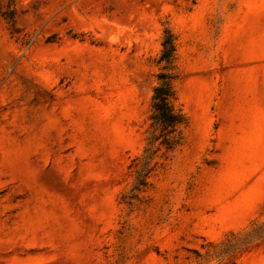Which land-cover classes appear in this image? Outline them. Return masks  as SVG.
<instances>
[{
    "label": "rangeland",
    "instance_id": "1",
    "mask_svg": "<svg viewBox=\"0 0 264 264\" xmlns=\"http://www.w3.org/2000/svg\"><path fill=\"white\" fill-rule=\"evenodd\" d=\"M0 264H264V0H0Z\"/></svg>",
    "mask_w": 264,
    "mask_h": 264
},
{
    "label": "trees",
    "instance_id": "2",
    "mask_svg": "<svg viewBox=\"0 0 264 264\" xmlns=\"http://www.w3.org/2000/svg\"><path fill=\"white\" fill-rule=\"evenodd\" d=\"M161 45L159 61H163L167 67L172 63L175 49L174 38L170 31H165ZM156 77L157 83L152 87L149 115L150 127L153 131L152 141H157L166 150H171L180 143L181 128L186 120L175 104L176 93L172 84V72L160 71ZM143 158L148 157L143 156Z\"/></svg>",
    "mask_w": 264,
    "mask_h": 264
}]
</instances>
